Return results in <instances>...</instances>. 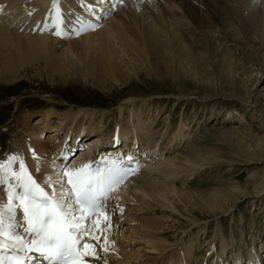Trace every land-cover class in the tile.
Wrapping results in <instances>:
<instances>
[{"label":"bare ground","instance_id":"obj_1","mask_svg":"<svg viewBox=\"0 0 264 264\" xmlns=\"http://www.w3.org/2000/svg\"><path fill=\"white\" fill-rule=\"evenodd\" d=\"M249 9L253 12L246 14ZM208 11H214L222 18L221 25L216 24ZM136 12L141 15L140 30L130 31L126 23L128 19L135 18L132 14ZM253 23H260L264 29V0H211V4L207 0H120L116 4L110 0H0V40L16 46L17 50L15 55L0 52V75L16 74L9 77L15 79L19 77L20 69L9 73L7 70L11 65L35 63L40 66L50 60V68L43 70V73L58 75L59 78L53 79L58 84L72 83L75 80L65 77L66 65L71 64L70 59L76 49L93 43H97L102 50L100 63L97 62L100 65L90 62L89 70L80 79L101 89L105 88L104 82L111 72L117 74L120 66L135 64L136 60L144 61V57L149 56L141 45L153 51L167 44V49L171 45L181 44L186 48V55L181 62L178 61V66L183 69L191 66L196 70L205 67V64L199 62L196 52L188 47L192 44L184 39L183 31L189 30L190 37H195L192 29L198 30L201 32L199 40H210L214 48L220 49L226 46L223 40L225 34L243 39L241 29ZM58 27L59 35L56 34ZM252 34L248 33L250 37H253ZM141 38L144 41L138 42ZM58 52H61L60 55H57ZM127 101L116 107V113L113 112L115 108L107 110L113 112L112 118H118L117 126L111 131L108 128L115 119L101 124L100 118L107 117L103 110H88L72 105L57 111L55 105L38 112L33 122L29 121L32 117L29 114L26 125L20 130L21 138L15 139L16 145L12 151L10 148V154L0 159V164L19 172L20 163L23 162L32 179L44 191L50 194L55 192L59 197L62 191L66 195L68 189L66 178H61L65 166L68 171L85 164L94 168L95 161L102 157L104 160L119 158L117 160L132 163L131 169L135 171L107 202L108 212L89 224V233L85 238V243L90 246L87 249L89 255L83 258L86 264H193L194 251L200 241L190 238V242L183 245V237L190 235L196 226H205V216L200 218L190 212L194 209L205 212V207H208L211 208L210 212L223 215V211L234 209L237 202L246 196L263 194L264 187L259 193L240 187L234 195L220 192L223 196H217L220 198L218 204L216 194L220 193L202 192L185 184H174L177 179L181 184L187 183L199 168L193 167L225 160H220L214 154L211 155L213 158H205L207 155L204 151L191 148L189 133L182 128L170 133V124L164 128L158 127L156 119L143 116L150 112V108L142 111L135 105L137 102ZM258 111L264 114V110ZM168 117L164 120H168ZM49 128L52 129L49 131ZM233 130L235 128H221L216 135L244 146L241 136L235 135L236 139L233 138ZM47 131L48 135L43 137ZM247 132L245 135L250 136L251 131ZM60 133L63 135L61 139L58 136ZM67 136L69 140L66 142ZM85 136L94 137L86 140L87 147H91L89 151L95 150L94 146H98L100 141L106 149H99L92 155L83 156L82 153L78 164L73 166L78 160L75 154L71 164L62 166V159H55L57 152L77 147ZM116 143L120 145L113 148ZM13 156L17 159L9 163ZM4 181L5 175L0 172V213L3 219L17 225L20 217L14 205L12 218L9 219L7 205L10 189ZM11 183V191L18 190V181L13 178ZM263 185L264 181L261 183ZM225 206H228L227 209ZM177 218L182 222L179 223ZM203 226H200L201 235L205 233ZM168 231H173L172 235L181 233V238H169ZM201 235H198L199 240ZM210 247L209 255H204L194 264H208L205 260L210 261L209 264H242L246 252L248 262L264 264V251L259 253L255 245H247L243 238L237 245L232 235L227 240L219 224L215 226Z\"/></svg>","mask_w":264,"mask_h":264},{"label":"rangeland","instance_id":"obj_2","mask_svg":"<svg viewBox=\"0 0 264 264\" xmlns=\"http://www.w3.org/2000/svg\"><path fill=\"white\" fill-rule=\"evenodd\" d=\"M207 2L211 4V0ZM208 12L216 24L221 25L222 18L214 11ZM249 12L253 11L249 9L246 14ZM140 16L139 12L133 13L132 17L135 18L127 20V29L139 31ZM192 32L196 33L195 37H190L189 30L183 31V37L192 44L188 47L196 52L197 59L205 67L196 70L191 66L186 69L179 67L178 61L181 62L186 55V48L181 44L171 45L169 49L167 44L153 51L141 45L149 56H145L144 61L136 60L135 64L120 66L117 74L111 72L103 89L80 79L89 70L90 62L100 65L102 50L97 43L76 49L70 59L71 64L65 67V77L75 80L69 84H58L53 80L59 78L58 75L43 73V70L50 68V60L42 61L45 63L40 66L35 63L11 65L7 72L18 68L19 77L9 79L16 74L0 75V159L10 154L16 145L15 139L21 138L20 130L26 125L29 114H32L29 121L33 122L38 112L50 106L56 105L54 108L60 111L74 105L88 110H103L107 117L100 118L99 122L104 124L106 120L115 119V116L112 118V113H116V107L121 106L124 100H134L142 111L150 108L149 114L146 112L143 116L156 119L158 127L164 128L170 124V133L182 128L185 133L190 134L192 149L204 151L207 155L205 158H213L214 154L226 161L193 167L199 168L187 183L181 184L180 179H177L174 184H185L202 192H226L234 195L240 187L259 193L264 187L261 186L264 181V114L258 111L264 110V29L260 23L246 24L240 32L243 39L227 33L223 37L226 46L220 49L214 48L210 40H199L201 32L198 30L192 29ZM140 41L144 40L141 38L138 42ZM15 47L0 40V52L15 55ZM89 79L92 77L89 76ZM112 108H115L113 112L107 111ZM166 117L168 120H164ZM117 121L118 118L112 121L113 125L108 130H113ZM221 128H235L233 138L236 139L235 135L241 136L244 146L218 137L216 134ZM247 131H251L250 136L245 135L248 134ZM217 196L223 195L216 194V203L220 204ZM246 197L237 202L234 209L230 207L231 210L223 211V215L210 212L211 208L208 207H205V212L197 209L190 212L200 218L205 216V226L198 225L190 235L183 237V245L189 243L190 238L202 243L196 245L191 263L209 255L212 250L210 240L217 224L227 240L232 235L237 245L243 238L247 245H255L259 253L264 251V193ZM200 226L205 227L203 235ZM172 233L174 232H167L169 238H181V233ZM197 234L201 235L200 240ZM247 254L248 252L246 257ZM205 262L209 264L210 261Z\"/></svg>","mask_w":264,"mask_h":264},{"label":"snow or ice","instance_id":"obj_3","mask_svg":"<svg viewBox=\"0 0 264 264\" xmlns=\"http://www.w3.org/2000/svg\"><path fill=\"white\" fill-rule=\"evenodd\" d=\"M56 34H61L59 27ZM16 159L15 156L10 157L9 163ZM133 171L115 162L103 169L85 164L74 171H68L65 166L61 178H66L70 187L66 195L62 191L58 197L55 192L52 195L45 193L27 172L23 162L20 163L19 172L0 164V172L4 173V182L10 189L7 205L9 219L12 218V205L19 199L27 225L25 232L29 235L25 239L15 234L11 224L5 228L3 214L0 213V250L10 245L24 256L33 252L40 253L49 264H86L81 256L89 255L87 249L90 246L83 243L88 232L84 222L104 212V199ZM13 178L18 181L16 188L19 192L11 191ZM81 248L86 251L82 253ZM0 264L4 262L0 261ZM7 264H26V261L22 256L14 254L7 260Z\"/></svg>","mask_w":264,"mask_h":264}]
</instances>
